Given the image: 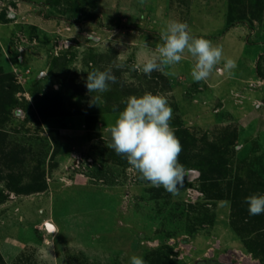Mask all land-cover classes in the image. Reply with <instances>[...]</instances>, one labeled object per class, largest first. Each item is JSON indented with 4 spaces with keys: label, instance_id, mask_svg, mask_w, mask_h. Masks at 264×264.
Masks as SVG:
<instances>
[{
    "label": "rangeland",
    "instance_id": "374dc122",
    "mask_svg": "<svg viewBox=\"0 0 264 264\" xmlns=\"http://www.w3.org/2000/svg\"><path fill=\"white\" fill-rule=\"evenodd\" d=\"M173 20L222 46L225 59L237 64L234 74L214 70L194 82V60L185 54L165 69L174 76L153 71L150 84L144 81L133 70L152 54L143 41L154 50ZM60 57L69 64L56 70L51 64ZM59 67L69 82L93 67L112 68L132 95L164 94L175 133L184 129L201 146L220 141L223 177H203L195 159L184 166L176 195L141 180L108 147L105 131L127 97L118 101L120 111L93 115L90 130L69 101L66 114L43 117L32 96L60 88L53 75ZM0 69L20 86L18 105L0 115L7 116L0 122L7 142L28 151L18 175L39 168L47 183L43 193L27 196L4 190L5 264H130L133 255L147 264H264V227L252 225L241 208L252 191L264 194V0H0ZM102 94L87 91L81 107L97 95L103 105ZM56 142L61 148L52 157ZM233 194L242 201L235 207Z\"/></svg>",
    "mask_w": 264,
    "mask_h": 264
},
{
    "label": "clouds",
    "instance_id": "9594fccd",
    "mask_svg": "<svg viewBox=\"0 0 264 264\" xmlns=\"http://www.w3.org/2000/svg\"><path fill=\"white\" fill-rule=\"evenodd\" d=\"M160 40L162 43L154 50L143 41V47L152 54L144 59L142 65H133V70H139L149 77L153 71L174 76V71L165 72V69L179 64L185 54L194 60L190 70L194 82L207 80L214 70L233 75L237 67L235 60L225 59L222 46L214 45L204 37L194 36L186 22L170 21L161 30ZM222 61L223 68L217 69L216 66ZM110 83H117L112 68L101 71L93 67L87 73L86 88L89 93L107 92ZM91 102L97 105L98 102L103 103V100L97 95L92 96ZM123 103L124 108L118 113L114 124L105 129L111 137L108 147L124 157L140 174L141 180L156 188L163 187L172 195L178 194L186 178V169L179 162L182 145L175 135V129L170 125L173 109L169 106L167 97L160 93L144 92L140 96H128ZM115 110L114 105L113 111ZM245 202L250 215L264 214V194H252L245 198ZM221 203L230 206L229 201ZM130 264H147V261L141 256L133 255Z\"/></svg>",
    "mask_w": 264,
    "mask_h": 264
},
{
    "label": "trees",
    "instance_id": "16d2710c",
    "mask_svg": "<svg viewBox=\"0 0 264 264\" xmlns=\"http://www.w3.org/2000/svg\"><path fill=\"white\" fill-rule=\"evenodd\" d=\"M92 18H94V16H87L83 20H89ZM60 59L61 57L57 58V60H54L51 64V67L56 69L61 62H64V67L69 64L66 62L68 60ZM87 64H91V62H87ZM53 75L54 77L59 78L58 83L60 88L56 91H52L51 89L47 91H39L34 93L32 96L34 100L38 101L36 104L38 112L43 117L60 116L61 114H66L67 112L64 111L65 101H69L68 106L79 108L77 111H79L80 115L85 114L84 123L87 130H90L93 124L96 122V118L93 115H97L102 112L120 111L121 108L118 104V101H120L121 97H128L133 94V92L128 90V87L125 85L123 80L120 79V72L117 71L114 74L117 77V83H110L109 90L106 92V95L103 96L104 104L94 105L91 103L86 105L85 108H82L80 99L84 97L85 93L88 91L86 88L87 76L82 79H77L79 76L76 73L74 75L75 77H72L74 80L69 82L66 76L67 73L64 75L63 70L60 71V67ZM143 79L144 81L147 79L149 84L150 81L153 80V78L149 80L146 75H144ZM19 91L20 86L16 84L13 76L11 74L4 73L3 70L0 69V115L6 114L8 112L7 109L11 110L13 107L18 105L15 95ZM75 95H77L78 98L75 103H71L70 100ZM113 102L116 103L114 104ZM42 104L44 105L43 107ZM114 105L116 106L115 111H113ZM44 107L46 108L45 110H43ZM6 118L7 116H0V122L6 120ZM175 135L179 138L182 145V152L179 155L180 163L186 166L193 160L197 159L203 177L208 178V176L211 175L215 182L223 177V169L226 167L227 163L225 162L224 158H222L223 156L220 153V149L217 150L220 148V146H218L220 141L217 144L216 142H210L209 144L206 143V145L203 144L201 146L197 144L191 136H188L187 131L184 129H180L175 133ZM7 139L8 136H6L5 132L0 130V204H2L7 197L6 194H4V190L23 196L39 194L47 190L44 172L41 169L34 168L33 172L29 176H24V179L27 177L26 180L18 175V172L23 167L25 162L23 155H25V153L28 151L8 143ZM60 148V144L56 142L53 148L52 157L59 153ZM253 193L254 192L252 191L251 195ZM238 197L239 196L237 194H233L231 197L233 207L239 205L242 202L238 199ZM241 208L243 211H248V205L245 201L241 203ZM246 217V219L252 225L259 223L262 224V228L264 227V224L262 223L264 220V214ZM0 264H5L1 256Z\"/></svg>",
    "mask_w": 264,
    "mask_h": 264
},
{
    "label": "built area",
    "instance_id": "2783aa9c",
    "mask_svg": "<svg viewBox=\"0 0 264 264\" xmlns=\"http://www.w3.org/2000/svg\"><path fill=\"white\" fill-rule=\"evenodd\" d=\"M79 160H80V157H75L74 158V162H76L77 164L79 163ZM77 164H75V165H77Z\"/></svg>",
    "mask_w": 264,
    "mask_h": 264
},
{
    "label": "bare ground",
    "instance_id": "6f19581e",
    "mask_svg": "<svg viewBox=\"0 0 264 264\" xmlns=\"http://www.w3.org/2000/svg\"><path fill=\"white\" fill-rule=\"evenodd\" d=\"M49 228V227H48Z\"/></svg>",
    "mask_w": 264,
    "mask_h": 264
}]
</instances>
